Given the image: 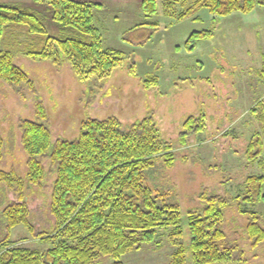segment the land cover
I'll return each mask as SVG.
<instances>
[{"label":"rangeland","instance_id":"obj_1","mask_svg":"<svg viewBox=\"0 0 264 264\" xmlns=\"http://www.w3.org/2000/svg\"><path fill=\"white\" fill-rule=\"evenodd\" d=\"M41 1L0 3L34 8L55 33L47 0ZM89 1L103 4L95 13L104 46L123 52L124 63L105 80L86 73L84 67L78 69L74 61L57 60L54 48L50 56L42 58L15 52L13 62L27 74V80L16 84L0 76V134L4 141L0 170H14L24 176L28 169L21 129L24 119L43 121L55 144L77 139L89 118L116 116L130 126L151 113L165 140L174 145L177 159L170 167L159 159L147 184L167 202L180 205L185 240L190 239L188 212L204 206L202 193H218L231 200L223 227L242 253L241 260L226 264H264V242L252 248L247 232L249 216L240 208L256 209L264 215V200L251 204L243 200L247 178L264 175V156L263 164H259L248 162L245 153L249 141L263 131L260 114L253 110L259 108L260 100L264 102V80L258 73L264 65V6L220 16L199 9L176 20L175 15L161 13L146 16L142 0ZM153 21L161 22L160 26L135 27ZM198 30L213 34L200 38L190 50L187 38ZM132 65L137 76L130 74ZM155 75L158 84L146 88L144 80ZM202 114L205 131L192 133L187 144H181L178 140L184 121ZM42 162L47 177L41 185L27 186L24 191L35 232L23 225L9 232L0 224V240L8 233L13 244L38 251L50 247L39 233H49L56 226L51 207L56 167L48 155ZM1 186L0 211L18 201L19 195L5 183ZM238 196L239 200L234 199ZM174 249L169 236L162 232L156 242L130 251L123 260L126 264H172ZM95 264H112L111 256Z\"/></svg>","mask_w":264,"mask_h":264},{"label":"trees","instance_id":"obj_2","mask_svg":"<svg viewBox=\"0 0 264 264\" xmlns=\"http://www.w3.org/2000/svg\"><path fill=\"white\" fill-rule=\"evenodd\" d=\"M46 4L57 28L55 33L34 8L0 3L1 77L16 84L27 80V74L13 62L15 52L42 58L50 56L55 49L57 60L74 61L78 69L84 67L86 73L105 80L124 63L123 52L104 46L95 13L102 3L47 0ZM257 5L264 6V0H142L141 6L148 17L161 13L182 20L199 9L220 16L235 11L250 12ZM149 23L135 27L161 24ZM211 34V30L194 31L187 38V47L196 48L200 38ZM135 67L132 65L130 69L132 76H137ZM258 73L264 80V65ZM144 82L146 88L154 87L158 77H147ZM258 103L259 108L253 112L260 114L263 131L249 141L245 153L248 162L263 164L264 102ZM184 122L178 140L183 145L192 133H203L207 127L204 114L191 115ZM82 127L77 139H63L54 144L51 130L43 121H22L28 169L24 176L14 170H0V188L5 183L19 194L18 201L0 211V224L9 232L19 225L35 232L24 191L27 186L41 185L47 177L42 158L48 155L57 173L51 194L56 226L49 233H39L41 240L50 245L44 251L15 245L7 233L0 240V264H95L107 256H111L112 264H126L125 255L140 250L143 244L156 242L162 232L175 247L172 264L189 261L226 264L242 259L239 245L228 239L222 222L231 200L218 193H202L204 206L188 212L190 239L186 241L180 205L167 202L147 184L159 159H163L166 167L177 159L174 145L165 140L153 114L130 126L112 116L101 120L89 118ZM3 147L0 134V159ZM263 184V174L250 175L245 184L244 202L264 200ZM240 208L249 216L248 237L252 248H256L264 242V215L256 209Z\"/></svg>","mask_w":264,"mask_h":264}]
</instances>
